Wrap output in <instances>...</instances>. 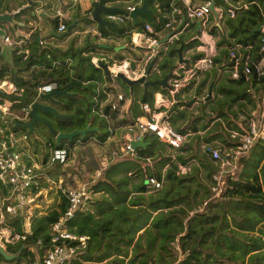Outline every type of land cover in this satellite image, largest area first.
I'll return each mask as SVG.
<instances>
[{"label":"trees","instance_id":"obj_1","mask_svg":"<svg viewBox=\"0 0 264 264\" xmlns=\"http://www.w3.org/2000/svg\"><path fill=\"white\" fill-rule=\"evenodd\" d=\"M156 1L150 0V7ZM159 1L162 8L171 10L172 0ZM176 1L183 6L180 0ZM205 1L207 0H194L197 3ZM238 1L240 0H214L216 6L225 10L228 29V34H224L212 23V31L221 35L218 42L220 52L214 58V66L220 65L229 74L215 86V95L200 104L201 108L210 105L216 115L213 120L214 129L204 136L205 145L219 140L220 144L215 147L222 152L229 151L240 143V136L233 134L245 133L250 111L257 106V98L264 92V76L256 69V65L264 57V30H258L260 27L264 28V0H242L249 3V6L237 9L235 17H230L226 10L236 6ZM9 7L8 0H0V12ZM181 9L184 13V7ZM91 11L86 19L90 18ZM143 16L145 21L139 16L140 22H131L129 27H109L104 30L113 29L117 34L130 38L132 30L142 29L146 22H150L158 30L165 25L166 19L162 18L161 22H157L156 14L145 13ZM214 17L212 15L211 19L214 20ZM179 19H182V15ZM65 23L68 27L74 21ZM191 26L195 27L196 23ZM231 39H235L240 45L237 53L249 61L253 69L249 80L234 79L231 76ZM180 42L181 40H176L166 53L161 52L155 60L154 66L157 64L163 74L162 77L153 75L155 78H164L168 74L166 71L169 72L173 67ZM196 42H191L189 46L196 45ZM70 53L75 57L69 50L64 51V56ZM54 55L51 49L43 48L25 63H21L15 56L16 69L3 66L0 56V77L10 74L11 80L24 89V103L35 99L42 82L57 83V89L61 91L70 88L74 94L66 97L67 103L61 107L77 117L58 119L57 128L60 130L83 129L91 122L102 132H90L83 138L84 141L95 136L99 141L105 142L113 127L125 126L145 115L141 104H154L159 85L152 86L153 90L142 88V94L137 96L139 84L130 88L118 79L125 88L124 98L133 99L127 114L120 118V112L112 110L111 106L100 109L94 102L87 101L85 94H90L91 99L97 95V83L104 78L96 77L95 73L101 69L90 63L94 74L86 84L87 80L82 76H70L63 64L54 65L53 61L59 59ZM160 57H163L162 61H159ZM198 57L200 56L196 55L194 59ZM79 89L86 92L84 98L78 95ZM123 102L125 101L121 103ZM235 104L237 110L233 108ZM178 107L167 119L178 132L185 135L190 132L191 127L197 134L210 126V116L202 110L203 118L192 115L191 125L184 127L189 113L187 109ZM240 113L245 120L238 123ZM200 121L205 122L203 128L199 127ZM78 138L75 137L72 143L62 141L59 146L51 143V147L53 150L66 147L68 161L73 153L74 141ZM197 138L200 139L201 136L198 135ZM145 140L148 142L145 148H138L132 154L112 162L90 186L93 195L91 207L79 210L68 222L72 231L87 236L86 244L78 249L75 257L64 264H264V139H259L250 152L239 159L237 176L227 177L219 197L212 192L213 187L208 183L217 170L216 160L194 155L206 170L205 178L200 176L199 166H195L193 172L182 174L180 164L187 165L193 158L182 154L188 148L181 146L173 149L155 134H147ZM171 149L177 151L174 157ZM57 174L53 176L57 178ZM150 177H156L162 182V186L157 189L148 187L146 181ZM60 195L47 212H38L32 218L28 234L25 233L22 218L9 219L13 234L26 235V238L7 243L8 252H16L23 243L33 242L39 246L41 255L45 254L51 243L53 224L68 208L66 194L61 190ZM36 259L35 251L26 247L21 256L11 264H31Z\"/></svg>","mask_w":264,"mask_h":264},{"label":"built area","instance_id":"obj_2","mask_svg":"<svg viewBox=\"0 0 264 264\" xmlns=\"http://www.w3.org/2000/svg\"><path fill=\"white\" fill-rule=\"evenodd\" d=\"M78 0H73L77 2ZM123 13H107V19L116 23L134 22L131 16L138 6H141L143 0H133ZM183 3L184 15L188 21H185L184 29L190 26L192 20L198 21L200 25L201 44L198 46V52L203 55L195 59L191 64L173 69L171 79L169 80V92L175 94L180 88L189 84L200 73L209 70L214 66V58L217 55L216 42L210 36L207 30L209 26L210 15L215 11L219 19H223L225 10L216 6L214 0H207L204 3H197L194 0H180ZM213 6V7H212ZM69 8V7H68ZM68 8H58L55 12L59 22V31H66L65 19L68 15ZM172 14L180 11L175 4V0L170 3ZM238 7H231L226 10L230 17H235ZM175 20L173 16L167 17L165 25L158 30L150 22H146L140 30L131 32L132 41L135 45L147 49V66L153 59H157L162 50H167L169 44L174 43L177 33L172 32ZM166 29L170 30L166 36V41H162L164 36L161 35ZM4 42L13 48V60L16 56L21 63H25L30 56V51L23 46V40H18L15 36L9 34L4 38ZM239 44L230 49L232 61L231 76L234 79L245 77L249 80L253 69L249 61L237 53ZM264 50V46H263ZM1 56V47H0ZM2 58V56H1ZM4 62V60L2 61ZM155 63V62H154ZM8 67H11L10 65ZM117 69L114 70V68ZM16 69V68H15ZM110 69L116 74L122 72L132 79L143 76V71L132 69L131 62L125 59L120 62H114ZM257 72L264 76V57L256 65ZM152 70L159 73L160 69L156 64ZM57 89V83L42 82L37 89V95L30 103H24L20 113L9 120L7 115L15 105L22 102L24 89L19 87L15 82L8 80L6 77H0V241L12 243L20 238L25 239L26 235L13 234L10 227H7L8 218H22L24 222L25 233H30L32 218L39 212L35 211L39 206L41 196V175L39 163L34 159L30 148L29 133L19 134L16 130L15 123L27 122L30 120L32 104L37 101L40 94ZM12 97V98H10ZM124 95L119 93L117 100L111 104L112 110L119 109L120 101H123ZM161 104V100L156 99V104ZM156 107V106H155ZM142 109L146 116L138 118L133 124L127 125V132L124 134L126 139L125 155L132 154L134 150L131 141L142 139L146 134H155L159 139L168 143L172 148L179 149L186 142V135L178 132L166 120V117L155 111L150 103H143ZM14 124V126H12ZM233 136H240V143L233 149L222 152L212 144L205 145V152L217 162V170L213 174L214 186L213 191L219 197L225 187L228 176L235 175L231 167L239 169V159L246 156L254 147L259 139H264V92L257 98V106L252 108L247 118L246 131L244 134L234 133ZM68 150L66 147L54 149L48 160L44 162L54 164L57 162L65 163L67 161ZM226 157L224 160L223 157ZM36 158V157H35ZM182 169V167H180ZM183 168L181 172H186ZM100 174V172H98ZM146 185L152 188H160L162 182L156 177H150ZM68 199V208L60 219L52 226V238L49 248L42 255V264H64L76 256L80 247L85 246L87 236H82L72 231L69 226V220L73 219L80 210H85L90 200V187L87 185L75 189L64 191ZM5 245V244H4ZM32 248V247H30ZM33 251L34 248H32ZM36 253V252H35ZM31 264H38V260Z\"/></svg>","mask_w":264,"mask_h":264},{"label":"crops","instance_id":"obj_3","mask_svg":"<svg viewBox=\"0 0 264 264\" xmlns=\"http://www.w3.org/2000/svg\"><path fill=\"white\" fill-rule=\"evenodd\" d=\"M92 1L93 0H78L77 2H73V0H8L10 7L7 8L6 10H10V11L18 10L14 16V19L16 20L17 24L15 25V27H12L9 22H4L2 26L8 28L10 35L15 36L18 40H23L24 48L30 51L29 58L35 53H40L41 49L43 48L51 49L53 53H55V55L59 57V59L57 58L56 60L53 61V64L54 65L63 64L68 69L70 76L72 77L82 76L83 79L87 80L85 81L86 84L88 83L89 78H91V76L94 74L91 70L90 63H93L97 68H100L101 70L96 72L95 75L96 77H102L104 79L101 81H98L97 83V95H95V97L91 99L90 94L86 95L85 94L86 92L83 89H79L77 93L79 96L83 98H84L83 95L85 94V98L87 101L94 102V104L98 105L100 109H103L104 107L111 106V104L117 100V95L119 93H123L125 95V88L118 82L117 77H113V78L109 77L106 74V72L101 67L98 66V63L100 61H104L109 65V68H110L111 63L113 64L114 62H120L125 59L127 60L129 59L131 62L132 69L137 70V71H143L145 69L143 75L146 73L147 64L146 63L143 64V61L140 60L141 55L134 54L136 55V58L140 60L137 65L135 64L134 60L128 57V53L130 52L131 48H135L136 50H140L142 48L141 46L139 47L133 43L131 35H130V38H128L125 36H121L120 34H117V32H115L113 29L104 30V28H109V27L115 28V29L119 28L120 26L129 27L132 25L131 22H127V23L112 22L107 19L106 12L102 13L103 18L114 24H117L116 26L104 25L101 28L100 24L97 21L93 20L91 16L89 18L90 20L86 19L87 18L86 16H89V12L90 10H92ZM123 3H125L126 5L122 6ZM132 3H134L133 0H107L106 2L108 6L119 7L123 9H125L129 4H132ZM175 4L180 8V11L174 14H172L171 10L168 11L162 8V4L160 3L159 0H157L154 3L153 7H150V8H152L153 10L152 14H156L157 22H161L162 18L166 19L167 17L173 16L175 20V23H174L175 25H173L174 27L172 28V30L171 29L170 30L172 32L177 33L175 41L178 39L180 35H183L184 33H187L188 31H191V30L194 31L195 35L191 37L190 41L189 39L185 41L184 36H182L181 42L180 44H178V47H177V49L182 47L183 58L186 59V61H183V62H186L184 63L185 65H189L195 60L194 57L196 55H199V56L203 55L202 53L198 52V46L201 44L200 38H201L202 32L200 30V25L198 21L196 20L191 21V24L196 23L195 27L191 26L190 24V26H188L187 28L185 29L183 28L185 21H188V20L186 19L183 13V10L181 9L183 7L182 4L176 0H175ZM248 6H249V3L240 0L236 3L235 7H238V9H243V8H247ZM58 8H61L64 10L68 8V15H67V18L65 19V22L74 21V23L72 24L73 27L71 28L70 31H68L69 26L67 27L66 31H59L58 25H59L60 20L57 17H55V12ZM180 15H182V19H179ZM212 15H215L214 20L211 19ZM212 23L218 26L222 33L228 34V29L225 23V16L223 19H219L216 12L214 11L210 15L209 26H207L208 33L216 42V47H217L216 56H218L220 52L218 42L221 39V35H219L218 33H214L212 31ZM135 30L137 29H133L132 32ZM170 30L166 29L164 32L161 33V35L164 36L162 41H164L167 34L171 32ZM262 30H264L263 27H262ZM193 41H197L196 45L194 44L193 46H189L190 43ZM231 42L233 44L232 47L238 44L235 41V39H231ZM174 43H172L171 45L169 44V48ZM68 50L74 53L75 57H73L71 53L70 55H65L66 56L65 57L64 51H68ZM167 50H162L161 52L166 53ZM196 50H197V53L196 55H194V51ZM189 53H192V54L190 55ZM162 60H163V57H161L160 61ZM181 64L182 62L179 61V53H178V56L174 60L173 66H175V69H177L178 67L181 66ZM224 64L225 63H223V65ZM213 69H218L219 71V73H217L218 76L216 75L217 77L214 80V84L218 86L223 80H225V75L227 73L229 74V72L221 69L220 65L213 66ZM168 71L169 72L166 71V74L168 73L167 75H169L172 72V67ZM208 71L210 70L204 71L202 73L204 74ZM156 74L160 75L161 77L163 76L161 69L159 73L152 70V75H149V79L150 80L157 79L154 77ZM170 79H171V76H170ZM192 81L189 84L180 88L179 91H177L175 94H171L167 86L159 85L160 87L156 89L157 91L155 92L154 104H151L153 108H155V111L159 114L164 115L167 120L169 116L171 115V113L174 111V109H176L177 106H179L178 108L187 109L189 113V117L186 120V122L190 120L191 118H193V116L191 115L192 112H190L191 107L193 105L192 104L193 99L188 98V96L192 95V92L189 90L190 84L192 83ZM107 84L108 86H111V89H108ZM139 85L142 86L141 90L142 88H144L145 90L154 89L152 88V86L145 87L143 84H139ZM187 93H189V95L186 97ZM140 94H142V91L137 92V96H139ZM209 94H211V97H213L215 95V91L213 90V93L212 91L208 92V96ZM208 96L206 97L204 96V99H205L204 101H207L206 98ZM156 99L158 101L161 100V104L159 103L156 104ZM132 100H133L132 97H126L123 100L125 102L121 103L122 101H120L119 109H117V111L120 112V116H123L121 115L122 113L128 112L132 104ZM188 104H192V105L187 106ZM198 104H201V103H198ZM141 109H142V104H141ZM144 114H145L144 116H146L147 113L144 112ZM213 123H215V121H213ZM88 126H91L96 129L95 131H92V132L99 131L98 126H94L91 122L88 123ZM183 126L181 125V128H183ZM210 128L211 127L209 126L206 130ZM189 131L191 133H195L193 132L192 128H189ZM200 132L201 131H199L198 133ZM187 134H185L186 137H187ZM145 136L142 139L145 140ZM92 137L97 138L95 136H92ZM216 142L220 144L219 140H214L211 142V144L218 145L216 144ZM125 143H126V139H125ZM125 143H124V146H125ZM223 152H226V150ZM114 155H115L114 162L120 160L121 158L126 157L125 148L124 150H122V153L120 151V152L115 153ZM180 167H182V169L180 168L181 170H183V168L189 169L188 165L180 164ZM181 173L183 174L186 172H181ZM98 175L101 176L102 173L100 172V174ZM92 198H93V195L90 192V200L87 204L86 209L91 207L90 202ZM52 205H53V202L52 204L48 206L46 205V206L47 208H49ZM38 209H36L35 211H39ZM39 212L42 213L41 210Z\"/></svg>","mask_w":264,"mask_h":264},{"label":"rangeland","instance_id":"obj_4","mask_svg":"<svg viewBox=\"0 0 264 264\" xmlns=\"http://www.w3.org/2000/svg\"><path fill=\"white\" fill-rule=\"evenodd\" d=\"M125 5H126L125 3L122 4V6H125ZM140 16H142V21H145L146 18L143 16V14ZM194 35H195L194 31L191 30V31H188L187 33H184L183 35H180L177 40L180 41L182 39V36H184L185 41H187L188 39L190 41L191 37H193ZM147 52L148 51L145 47L144 48L142 47L140 50L131 48L130 52L128 53V57L134 60L136 65L139 63L140 60H142L143 64H145L147 61V55H148ZM196 53H197V50L194 51V55H196ZM134 54L141 55V59L138 60L136 58V55ZM189 54L191 55L192 53H189ZM112 65L113 64L111 63L110 66ZM212 69L213 67L209 69L210 71L204 74L201 73L200 75H198L190 84L189 90L192 92V95L188 96L189 93L186 94V97L188 96L189 99H193L192 100L193 105L190 110V112H192L191 115L198 117V118H203L204 116V114L202 113V110H203L206 115L210 116V127H211L208 130H201V132L197 134L191 133V132L187 134V140L185 144H183V146L188 148V151L182 152V154H184L187 157H193L194 155L206 156L207 159L210 157L209 155L205 153L204 136L208 135L209 133L208 131H212L214 129L213 124L215 123H213V120L216 117V115L215 113L212 112L210 105H207L204 108H201L200 104L198 103H202L205 100L204 96L205 97L208 96V92L212 91L213 93V90L216 86L214 84V80L218 76L217 73H219V71L218 69H213V70ZM5 77L8 80L13 81L11 80L10 74H8ZM141 87L142 86H139L138 92L141 91ZM22 106H23V102L15 105V107L9 111L7 115L8 119L9 120L14 119V116L20 113ZM214 106H217L216 103H214ZM233 108L237 110V104H235ZM123 114L126 115L127 112L122 113L121 115ZM90 115H93V114L91 113ZM47 116H49L51 119L52 117H54L53 115L51 116L50 114ZM239 116L240 117L237 120V122L241 123L245 120V117L241 113L239 114ZM122 117L123 116H120V118ZM52 120L56 121V119H52ZM191 120H188L187 122L185 121L184 127L185 126L189 127V125H191L192 123ZM133 123H129L127 125H130ZM204 123H205L204 121H200L199 127L203 128ZM127 125L121 126L118 128L113 127L112 129L114 131L113 133H112V130H109V133L111 135L105 142H101L97 138H93V137L87 141H84L81 135L77 136L79 138L74 141V149H73L72 156L70 157L68 161L63 163V165L59 162L51 164V165L48 164L47 162L46 163L44 162V160H47L50 157L51 152L53 150L51 147V143H56V136L52 135L45 126L39 123L36 124L34 132H30V130L25 127L16 128L19 134L29 133L30 144H31L30 151L34 159L40 165V169L38 170V173L41 175V178H40L41 185L44 184V186H40L42 193L39 198L40 207L38 210L39 211L41 210L42 213L47 212L51 208V207L47 208V206L52 204V202L54 203L57 199L60 198L61 190L64 192L66 190L75 189L83 185H87L90 187L92 183L96 180V178H98L99 176L98 172L103 173L104 169L107 166H109L112 162H114L115 160L114 154L120 151L122 153V150H124L125 148L124 134L127 132V128H126ZM12 126H14V124ZM100 131L101 130H99L98 133L102 132ZM198 135L201 136L200 139L197 138ZM64 141H67L68 143H72L73 140L67 139ZM216 144H218V142H216ZM213 146L215 147L217 145H213ZM170 152L173 153V157L177 153V151L172 150V149ZM187 165L189 169H187L185 174H187L188 172L189 173L193 172L194 167L199 166L200 176L202 178H205L206 170L205 168L200 166L198 159L196 157L191 158L189 161V164ZM239 169L235 170L233 169V167H231V171L235 172V175L233 176H237ZM55 174H57V178L53 176ZM212 180L210 179V182L208 183H210L209 185L213 187V182H214L213 177H212ZM212 192L215 193L213 189H212ZM96 196H99V195H96ZM9 219L11 218L7 219L6 225L7 227H10L12 229V227L8 223ZM4 244L6 246L7 243H4ZM13 261H10V263H8L2 256H0V264H11ZM83 264H91V263H83Z\"/></svg>","mask_w":264,"mask_h":264},{"label":"water","instance_id":"obj_5","mask_svg":"<svg viewBox=\"0 0 264 264\" xmlns=\"http://www.w3.org/2000/svg\"><path fill=\"white\" fill-rule=\"evenodd\" d=\"M106 2L107 0H93L92 1L91 18L97 21L100 24L101 28L104 25H114V26L117 25V24H114L104 19L102 16L103 12H106V13L125 12L123 8L108 6ZM149 3H150V0H143L141 6H138L134 11H132L131 16L135 23L140 22L139 21L140 15L145 14V13H151V14L153 13V10L150 8ZM17 11L5 10L3 12H0V47H1V56L4 60L2 65L6 67L10 65L13 69L16 68L14 60H13V48L12 46L4 42V38L8 33V28L3 27L2 24L4 22H9L12 27H15L17 22L14 19V16ZM72 27L73 25L69 26L68 31H70ZM261 29L262 27L258 28V30H261ZM165 41L166 39H164V42ZM178 53H179V61L180 62L186 61V59L183 58L182 47L178 49ZM154 62H155V59H153L147 66L146 73L143 76L139 78H135V79L130 78L129 76L125 75L122 72H118L115 74L109 68V65L104 61H100L98 63V66L101 67L109 77L111 78L117 77L123 83L128 85L130 88H133V86L137 84H143L145 87L155 86V85L169 86V79H170V76L172 75V72L162 79H155V80L149 79V75H152V66ZM174 68L175 66L172 67V71ZM243 79H245V77H243ZM72 94L74 93L70 91V88L64 91L55 89L50 92L41 93L39 99L32 104L31 112H30V120L27 122L17 121L15 123V127H25V128H28L30 132H34L35 125L38 123L42 124L43 126L48 128L49 132L52 135L56 136V144L58 146L64 140H67V139L74 140V138L79 135H81L82 137H85L89 132L95 131L96 129L91 126H87L86 128H83V129H75L72 131H62L58 129L57 126H55L51 120L46 119L41 114V113H47V114L50 113L54 116L55 119H68L72 117L76 118L77 117L76 114H68V113L62 114L54 107V105H59V106L65 105L67 103V100H65L64 98L69 97ZM210 97H211V94H209V96L206 99ZM147 145H148V142H146L144 139L131 141V146L134 151L141 147L145 148ZM223 159L225 160L226 157L224 156ZM26 247L34 248L36 252L38 264H42V255L40 252V248L36 243H33V242L31 243L25 242L19 247V249L16 252H8L6 249V246L0 241V255L6 261L10 262L20 257Z\"/></svg>","mask_w":264,"mask_h":264},{"label":"flooded vegetation","instance_id":"obj_6","mask_svg":"<svg viewBox=\"0 0 264 264\" xmlns=\"http://www.w3.org/2000/svg\"><path fill=\"white\" fill-rule=\"evenodd\" d=\"M65 100H67V98H64ZM54 107L60 112V113H62V114H65V113H68L67 111H65V110H63V107H61V106H59V105H54ZM42 114V116H44L46 119H48V120H51L53 123H54V125L56 126L57 124H58V119H56V121H53L52 119H55L54 117H52V119L49 117V116H47V115H49L50 113H41ZM68 114H70V113H68ZM51 116H52V114H50ZM47 128V127H46ZM48 129V128H47ZM62 131H66V130H62Z\"/></svg>","mask_w":264,"mask_h":264},{"label":"bare ground","instance_id":"obj_7","mask_svg":"<svg viewBox=\"0 0 264 264\" xmlns=\"http://www.w3.org/2000/svg\"><path fill=\"white\" fill-rule=\"evenodd\" d=\"M117 69V67L114 68V70Z\"/></svg>","mask_w":264,"mask_h":264}]
</instances>
